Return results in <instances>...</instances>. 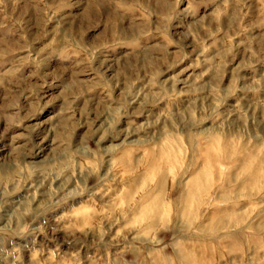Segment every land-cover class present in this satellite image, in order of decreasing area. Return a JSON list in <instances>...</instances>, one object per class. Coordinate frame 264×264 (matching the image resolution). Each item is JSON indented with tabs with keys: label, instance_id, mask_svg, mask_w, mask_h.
<instances>
[{
	"label": "clouds",
	"instance_id": "obj_1",
	"mask_svg": "<svg viewBox=\"0 0 264 264\" xmlns=\"http://www.w3.org/2000/svg\"><path fill=\"white\" fill-rule=\"evenodd\" d=\"M220 144L264 177V0H0V264H264L167 190Z\"/></svg>",
	"mask_w": 264,
	"mask_h": 264
},
{
	"label": "rangeland",
	"instance_id": "obj_2",
	"mask_svg": "<svg viewBox=\"0 0 264 264\" xmlns=\"http://www.w3.org/2000/svg\"><path fill=\"white\" fill-rule=\"evenodd\" d=\"M177 20L174 23L179 24ZM180 29L175 28L174 32ZM186 65H179L176 71ZM188 71H191L189 68ZM179 87V85H178ZM47 111L38 119L41 121L40 138H43V120L47 116ZM162 150L167 148V142L161 144ZM200 151L203 155L196 161L183 181L170 180L167 190L173 198H190V211L199 216H203L204 222L211 221L222 212L231 211L233 207L239 210L247 209L250 199L256 202L264 199V177L261 176L260 163L253 164L251 160L243 155H232L226 163L227 154L223 151V145H209L202 147ZM199 155V153H198ZM191 157V152H189ZM187 185V188L183 187ZM236 196L239 202L233 203ZM201 205H205L202 207ZM152 211L150 205L145 204L139 209L141 218L149 215ZM165 213H161V219L165 218Z\"/></svg>",
	"mask_w": 264,
	"mask_h": 264
}]
</instances>
